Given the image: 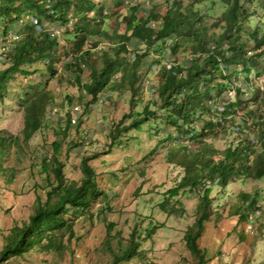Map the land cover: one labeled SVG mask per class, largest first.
<instances>
[{
  "label": "trees",
  "instance_id": "obj_1",
  "mask_svg": "<svg viewBox=\"0 0 264 264\" xmlns=\"http://www.w3.org/2000/svg\"><path fill=\"white\" fill-rule=\"evenodd\" d=\"M124 1H120L121 6ZM100 2L0 0V108L6 106L8 98L16 99L22 120L16 133L0 129V176L4 184L11 183L16 172L13 167L2 166L9 152L22 153L31 137L46 126L47 108L54 102L48 80L57 76L59 82L66 79L70 86L76 83L93 103L106 99L102 93L106 87L122 90L128 85L134 107L146 74L154 71L151 97L140 111L127 113L109 125V141H105L102 153L84 152L77 138L68 146L67 151L80 157L77 180L65 177V164L59 159L60 142H51L50 153L42 156L40 166L52 178H45L44 195H37L28 217L14 221L3 233L0 264H60L66 253L74 257L71 243L82 238L80 231L93 216L91 205L98 198L108 199L89 162L125 147L128 139L145 130L148 137L156 136L148 154L167 141L170 146L164 156L179 169L176 182L162 193L156 206L168 216L183 218L182 196L196 199L194 220L182 231L186 252L182 261L206 264L211 260L208 249L199 245L206 221H217L225 208L226 216L240 222L264 210L257 206L256 192L238 190L229 196L233 183L264 179V88L256 85L264 69H255L264 60V32L259 35L257 29L244 30L243 22L249 15L240 0H223L222 15L211 20L193 11L194 3L183 6L180 0H162L147 4L142 0L139 5H125V12L118 13L120 19L114 18L110 32L106 21L111 16L106 3ZM138 7L146 11L140 12ZM113 17H117L116 12ZM120 24L124 30L119 34ZM49 27L56 28L57 33L52 36ZM251 40L253 45L247 46ZM104 42H108L107 47L97 50ZM56 61L60 62L58 71ZM35 63L39 67L34 68ZM77 68L87 71L85 78L75 71ZM44 72L47 78H43ZM34 74H38L37 80L32 79L16 93L12 85L18 75L31 78ZM65 97L73 109L74 97L70 93ZM69 116L67 112L65 130L72 123ZM126 118L129 121L125 125ZM228 132L232 138L224 148L210 141ZM254 132H259L258 138L251 135ZM137 172L143 174L144 167ZM117 179V172L112 171L109 180ZM106 225L102 247L110 255L109 264L133 260L154 264L147 251L162 223L150 218L127 237L112 233L113 223Z\"/></svg>",
  "mask_w": 264,
  "mask_h": 264
},
{
  "label": "rangeland",
  "instance_id": "obj_2",
  "mask_svg": "<svg viewBox=\"0 0 264 264\" xmlns=\"http://www.w3.org/2000/svg\"><path fill=\"white\" fill-rule=\"evenodd\" d=\"M93 1L106 3L108 15L112 17V19L108 17L110 19L106 21V26L112 32L113 20L114 18L118 20L119 14L125 12V5L127 7L133 4L139 5L142 0H125L123 6L120 4L121 0ZM159 1L162 0H146V3L154 4ZM180 2L183 6L194 3L191 7L192 10L200 12L210 20L221 16L225 8L223 0H180ZM240 2L245 5L249 15L243 22L244 30L257 29L259 35L263 33L264 0H240ZM138 10L146 11L142 7H138ZM114 12L117 17H113ZM117 29L120 34L124 30V25L120 24ZM55 31L57 33L56 28ZM240 33L247 35L244 32ZM135 42L133 41V44ZM107 43L98 45L96 49L106 48ZM252 45L253 41L251 40L247 46ZM144 47L142 44L139 45L140 49H144ZM128 55L133 56V54ZM65 57L66 55L63 59ZM0 66H2L1 63ZM262 66L264 69V60H260L255 69L259 71ZM33 67L37 68L39 65L35 63ZM54 67L58 71L60 62L56 61ZM42 69L44 71L43 67ZM75 71L79 72L81 77H86V70L77 68ZM153 73L154 71L146 74L141 95H136L137 101L134 107L129 101L131 92L128 90V85L122 90H111L106 87L102 92L105 93L106 99L93 103L90 101V95L83 91L80 92L76 83H72L70 86L66 79L59 82L57 76L48 80V88L53 91L54 102L47 108L46 126L31 137L28 145L23 147L22 153L11 151L2 162L3 167L9 169L13 167L16 172L13 181L9 184H4V177L0 176V246L3 233L14 221L26 219L32 212V205L37 195H44L45 178L49 175L42 171L40 160L44 154L50 153L51 142L55 139L60 142L59 159L65 164L63 168L65 177L77 180L81 175L80 157L79 154L67 151L68 146L72 145L71 142L77 138L76 140L82 144L84 152L99 151L102 153L105 141H109L106 136L109 125L120 120L127 113L140 111L144 103L151 97ZM37 75L34 74L31 78L29 75L24 78L18 75L12 85L13 89L18 93L21 87H27L32 79L37 80ZM249 77L254 78L252 71L249 72ZM43 78H47V73L44 72ZM114 80L117 81L118 77H115ZM256 85L261 89L264 88V72L259 75ZM67 93L74 97V111L71 108L72 104L69 107L66 100ZM251 107H253L252 104ZM79 108L80 110L75 113ZM18 111L17 100L8 98L6 106L0 108V129H5L8 133L18 132L22 126ZM67 112L70 114L72 123L65 130L64 123ZM128 121L129 118H126L124 124L126 125ZM146 131L141 134L136 133L135 139H128L125 147L117 148L108 154L103 153L89 162L95 169L100 188L108 192V199L105 202L98 198L93 202L90 208L93 216L86 221L85 228L80 231L82 238L77 243H71V247L75 251L74 257H70L69 253H66L60 264H109L110 255L103 252L102 247L107 230L106 224L113 223L112 233L117 231L127 237L134 227L140 226V223L144 226L150 218L155 222L162 223L163 226H158L152 236L151 250L147 251L148 258L152 259L154 264H185L182 261V256L186 254L181 238L182 231L194 220L193 208L196 199L191 195L182 196L181 200L186 212V216L183 218L168 216L156 206L162 198V193L176 182L179 169L175 165L167 163L164 156L170 146L167 141L157 151L148 154L155 144L156 136L148 137L149 131ZM251 135L258 138L260 134L254 132ZM231 138L232 132H228L224 136L210 139V141L221 149ZM263 138L262 140H264ZM142 167H144V172L140 174L137 171ZM112 171H116L118 175V179L115 181L109 180ZM49 177L52 178L51 175ZM238 190L248 193L256 192L258 194L257 206L264 207V179H248L244 182L233 183L229 190V196L235 195ZM216 192L217 189L212 191V195ZM226 212V208L221 209L222 216L217 221L212 218L205 222L204 231L199 238V245L208 249L211 260L206 264H264V210L263 212L256 211L255 214L258 217L250 216L246 222L237 221L236 217H228ZM123 264L142 263L133 260Z\"/></svg>",
  "mask_w": 264,
  "mask_h": 264
},
{
  "label": "built area",
  "instance_id": "obj_3",
  "mask_svg": "<svg viewBox=\"0 0 264 264\" xmlns=\"http://www.w3.org/2000/svg\"><path fill=\"white\" fill-rule=\"evenodd\" d=\"M48 31L51 32V35H52V36L56 33V31H55V29H54L53 27H49V28H48ZM14 38H15V37H14Z\"/></svg>",
  "mask_w": 264,
  "mask_h": 264
}]
</instances>
